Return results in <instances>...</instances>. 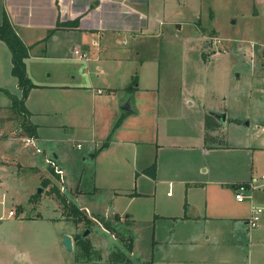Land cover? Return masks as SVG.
<instances>
[{
    "label": "crops",
    "instance_id": "crops-1",
    "mask_svg": "<svg viewBox=\"0 0 264 264\" xmlns=\"http://www.w3.org/2000/svg\"><path fill=\"white\" fill-rule=\"evenodd\" d=\"M185 1L0 0V22L6 12L28 46L26 72L36 85L29 89L25 106L30 113L23 117L36 125L32 141L59 143L50 145L54 149L38 145L55 158L70 145L82 159L94 161L93 192L114 193L112 212L93 205L94 218L110 235V248L119 244L110 238L115 231L97 216L115 229L124 225L147 234L142 256L129 262L110 261L101 253V259L92 260L73 256L70 264H215L236 248L224 242L225 226L240 222L248 229L249 250L258 253L256 259L247 254L246 263L264 264V214L261 227L247 223L252 206L264 203V187L244 200L234 195V183L264 175V142L205 141L209 111H225L227 123H241L225 107L209 103L212 96L199 77L219 51L197 29L196 8L193 15H183ZM77 17V26L48 32L58 19ZM163 36L168 47L161 44ZM75 48L87 56H77ZM160 53L178 54L180 62L164 63ZM189 53L198 76L193 81L187 71ZM11 65V51L0 39V88L19 96ZM0 94V112H6L11 102ZM255 124L264 131V122ZM153 162L151 174L146 169ZM68 234L74 245V235Z\"/></svg>",
    "mask_w": 264,
    "mask_h": 264
},
{
    "label": "rangeland",
    "instance_id": "rangeland-1",
    "mask_svg": "<svg viewBox=\"0 0 264 264\" xmlns=\"http://www.w3.org/2000/svg\"><path fill=\"white\" fill-rule=\"evenodd\" d=\"M173 3L180 5L178 0ZM193 8L199 18L197 29L209 35L211 44L219 51L210 60L207 72L199 77L204 79L205 93L212 96H207L210 101L206 100L214 106L225 107L227 113L241 123L224 121L217 136H221L225 144L264 142V131L255 124L256 121L264 122V0H186L182 6L183 15H193ZM194 27L184 25L183 29L193 30ZM161 44L163 47L170 45L165 36ZM176 55V60L169 58ZM189 56L187 71L193 81L198 76L193 73L191 65L194 62L190 53ZM178 58V54L160 53L164 63L180 62ZM21 114L15 106L0 112V195L3 198L0 202V260L6 264H70L75 256V240L73 250L68 251L62 243L63 235L83 234L86 229L89 232L84 235L85 242L107 257L110 250L108 233L94 218L93 205L100 203L112 212L111 195L114 193L110 190L93 192L94 161L89 157L82 159L76 147L68 145L64 148L66 154L61 153L57 158L52 151L40 149L38 145L54 149L50 145L58 146L59 143L38 141L35 144ZM244 118L249 120L248 124ZM255 134L259 137L253 139ZM9 136L16 138L7 139ZM49 158L57 167L49 163ZM56 168H60L62 174ZM125 184L126 181H122L121 186L125 187ZM39 187L41 190L37 192ZM60 194L82 208L91 222L86 224L83 215L78 216L66 207ZM260 205L264 207V203ZM10 209L14 211L13 215H8ZM258 223L261 227V222ZM124 235L135 239L130 258L141 257L147 245V234L140 228L131 231V227L119 225L115 237L110 238L121 245L118 239ZM222 238L226 243L235 244L236 248L230 250L232 253L227 260L215 264H247V254L256 259L258 253L254 247L249 250L245 224H227Z\"/></svg>",
    "mask_w": 264,
    "mask_h": 264
},
{
    "label": "trees",
    "instance_id": "trees-1",
    "mask_svg": "<svg viewBox=\"0 0 264 264\" xmlns=\"http://www.w3.org/2000/svg\"><path fill=\"white\" fill-rule=\"evenodd\" d=\"M78 17L71 19V20H57L56 26L48 30V32H52L56 27L66 26V27H74L78 25ZM0 39H2L11 51V73L13 76L16 77L19 87L21 88V94L18 96L15 93L11 92L7 88H0L10 99V107L15 106L17 107L25 116L29 114V110L25 106V99L28 95L29 89L36 84H34L26 72L25 66V57L28 54V46L23 42L15 28L13 27L12 23L9 20V17L6 12L3 13L2 20L0 22ZM25 123L27 124V129L30 135H34L36 133V125L31 121L25 118ZM204 125H205V141H214L216 143H223L221 136H217L220 122L215 118L213 114L206 113L204 118ZM215 131L213 134L212 132ZM156 163L153 162L146 170L153 174L155 171ZM61 195V199L65 202L66 207L68 206L71 211L76 215H83L86 219V224L91 222L89 216H86L75 202H69L66 198ZM117 218L116 214L114 215ZM77 219V218H76ZM104 226L109 229L110 231H115L116 229L112 224L107 221L103 220ZM85 237L81 233H75L74 240H75V260L82 261V260H92V259H101L102 254L101 252L93 248V246L89 243L85 242ZM123 241V247L114 244L111 246L108 254V259L110 261H120V262H129L130 255L129 253L132 251V237L129 235L126 238L121 237Z\"/></svg>",
    "mask_w": 264,
    "mask_h": 264
},
{
    "label": "built area",
    "instance_id": "built-area-1",
    "mask_svg": "<svg viewBox=\"0 0 264 264\" xmlns=\"http://www.w3.org/2000/svg\"><path fill=\"white\" fill-rule=\"evenodd\" d=\"M73 52H74V54H76L77 56H80V57H86L87 56V52L82 51L78 48H75ZM27 139L31 140V138H27ZM78 145H80V144H78ZM49 163L56 166V164L54 163V160L52 158H49ZM56 170L58 171V173L62 174V171L60 168H56ZM261 187H264V175H260L256 178H252V179H249L247 181L236 182V183H234L235 198L237 200H244L245 198L249 197V195H250L249 192H252L254 189H258ZM0 202H3V198L1 195H0ZM263 210H264V207L260 204H254L252 206L251 213L247 219V223H248L249 227H254L258 224V222L260 220L261 213ZM13 214H14V211L12 209H10L8 211V215H13Z\"/></svg>",
    "mask_w": 264,
    "mask_h": 264
},
{
    "label": "water",
    "instance_id": "water-1",
    "mask_svg": "<svg viewBox=\"0 0 264 264\" xmlns=\"http://www.w3.org/2000/svg\"><path fill=\"white\" fill-rule=\"evenodd\" d=\"M210 114H213L215 116L216 119H218L219 121H221L222 123L225 121L226 118V113L225 111L222 112H217V111H209ZM245 123L248 124L249 120H245ZM41 190V187H39L37 189V192H39ZM89 232V229H86L83 232V236L86 235ZM62 243L65 246L66 250L68 251H72L73 250V243H72V237L69 234H64L63 238H62Z\"/></svg>",
    "mask_w": 264,
    "mask_h": 264
}]
</instances>
